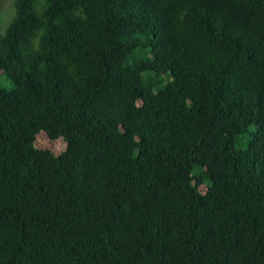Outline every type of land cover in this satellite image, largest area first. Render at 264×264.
<instances>
[{
    "label": "trees",
    "instance_id": "obj_1",
    "mask_svg": "<svg viewBox=\"0 0 264 264\" xmlns=\"http://www.w3.org/2000/svg\"><path fill=\"white\" fill-rule=\"evenodd\" d=\"M12 10L0 264H264V0Z\"/></svg>",
    "mask_w": 264,
    "mask_h": 264
},
{
    "label": "rangeland",
    "instance_id": "obj_2",
    "mask_svg": "<svg viewBox=\"0 0 264 264\" xmlns=\"http://www.w3.org/2000/svg\"><path fill=\"white\" fill-rule=\"evenodd\" d=\"M13 2L14 0H5L0 5V17L2 18L4 24H6L9 21L12 15ZM2 84L8 90L14 88V84L6 76H3ZM36 147L41 150H50L55 155H60L62 152L66 150V142L62 138L55 141L51 140L48 135L42 133L41 135L38 136Z\"/></svg>",
    "mask_w": 264,
    "mask_h": 264
}]
</instances>
